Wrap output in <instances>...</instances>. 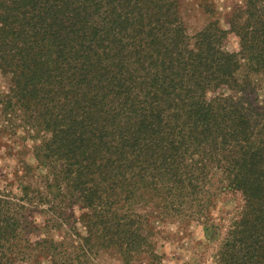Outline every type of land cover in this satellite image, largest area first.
<instances>
[{
    "label": "trees",
    "instance_id": "1",
    "mask_svg": "<svg viewBox=\"0 0 264 264\" xmlns=\"http://www.w3.org/2000/svg\"><path fill=\"white\" fill-rule=\"evenodd\" d=\"M228 22L237 53L216 22L189 37L179 0H0V139L34 160L0 190V264L158 263L168 216L216 230L214 264H263L264 112L244 94L264 0ZM217 174L240 194L224 228Z\"/></svg>",
    "mask_w": 264,
    "mask_h": 264
},
{
    "label": "rangeland",
    "instance_id": "2",
    "mask_svg": "<svg viewBox=\"0 0 264 264\" xmlns=\"http://www.w3.org/2000/svg\"><path fill=\"white\" fill-rule=\"evenodd\" d=\"M244 0H179V13L185 28L186 34L190 37L203 29L209 23H215L226 32L223 49L228 53L239 51L238 37L229 26V16L236 7L242 6ZM241 72L245 71L244 62H241ZM6 82L0 77V91L5 90ZM215 93H208L207 97ZM251 107L258 112H264V70L251 72L249 85L244 94ZM20 135V134H19ZM15 140L16 146L13 145ZM38 140V139H37ZM18 138L6 140L0 139V190L8 183H15L13 171L19 168V162L33 165L34 160L30 155L31 140L24 141V147L19 144ZM20 147L23 149L20 152ZM41 172V170H38ZM219 175H212L207 189L213 192V203H216L215 210L221 212L220 218L222 227L228 223V216L231 210L240 203V194L221 188L223 183ZM16 191V190H15ZM152 219L154 220L151 216ZM155 234L153 236L155 251L160 255L158 263L152 264H214L211 255L214 252L215 237L212 229L204 231L205 226H197L193 221L186 223L183 220L165 217L163 220L154 223ZM140 259V258H139ZM98 264H122L113 255L102 253L96 259ZM143 262L133 261V264ZM27 264V263H20ZM264 264V262H263Z\"/></svg>",
    "mask_w": 264,
    "mask_h": 264
}]
</instances>
